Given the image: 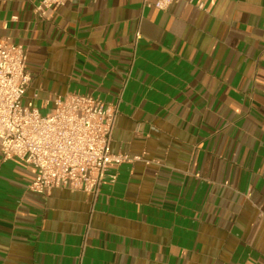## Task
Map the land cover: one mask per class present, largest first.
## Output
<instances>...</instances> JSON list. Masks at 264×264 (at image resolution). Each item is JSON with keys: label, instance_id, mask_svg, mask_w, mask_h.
Listing matches in <instances>:
<instances>
[{"label": "crops", "instance_id": "obj_1", "mask_svg": "<svg viewBox=\"0 0 264 264\" xmlns=\"http://www.w3.org/2000/svg\"><path fill=\"white\" fill-rule=\"evenodd\" d=\"M38 2L0 0L21 103L89 93L117 109L110 151L141 158L42 195L0 154V264H264V0Z\"/></svg>", "mask_w": 264, "mask_h": 264}, {"label": "built area", "instance_id": "obj_2", "mask_svg": "<svg viewBox=\"0 0 264 264\" xmlns=\"http://www.w3.org/2000/svg\"><path fill=\"white\" fill-rule=\"evenodd\" d=\"M66 0H39L34 11L50 19ZM174 0H143V6L166 10ZM201 6V4L199 5ZM10 19H16L12 15ZM139 33H136V39ZM26 48L0 35V154L34 167L31 192L47 195L55 187L95 195L108 167L140 159L109 149L117 109L89 93L56 96L49 112L21 103L31 81ZM113 178V175H111Z\"/></svg>", "mask_w": 264, "mask_h": 264}]
</instances>
